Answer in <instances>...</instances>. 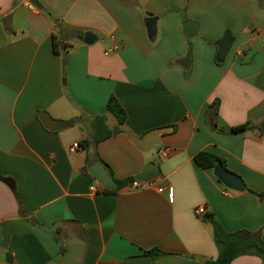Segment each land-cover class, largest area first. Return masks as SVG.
Segmentation results:
<instances>
[{
	"label": "crops",
	"instance_id": "0c3cea01",
	"mask_svg": "<svg viewBox=\"0 0 264 264\" xmlns=\"http://www.w3.org/2000/svg\"><path fill=\"white\" fill-rule=\"evenodd\" d=\"M88 31L94 44L84 42ZM227 31L235 41L219 62ZM112 96L126 110L123 124L108 109ZM45 115L75 123L50 130ZM263 121L264 0H0V177L11 181L0 180V264H128L154 248L164 254L151 264H206L219 254L206 214L264 241ZM245 123L256 128L231 133ZM151 134L147 150L133 141ZM200 152L225 159L246 191L201 168ZM97 163L115 188L90 174ZM150 163L163 192L117 184ZM232 264L264 260L248 254Z\"/></svg>",
	"mask_w": 264,
	"mask_h": 264
},
{
	"label": "water",
	"instance_id": "95a60500",
	"mask_svg": "<svg viewBox=\"0 0 264 264\" xmlns=\"http://www.w3.org/2000/svg\"><path fill=\"white\" fill-rule=\"evenodd\" d=\"M35 5L37 3L33 1ZM197 23L193 20H188L184 23V29L188 36H193L195 32L197 31ZM147 30L150 39H153L157 32V17H151L148 20L147 23ZM97 40V36L93 34L91 31H88L84 35V42L88 45L94 44ZM235 41V38L231 35L229 31H227L223 38L219 42V49L217 53V60L219 62H223L227 55L229 54L231 47ZM260 43L255 44L252 49L246 54L244 58V62H248L252 56L258 51L260 47ZM190 62V53H188L183 66L189 67ZM42 123L47 129L54 130V131H61L70 128L75 123V120L70 121H61V120H54L51 116L45 115L41 117ZM261 130L264 131V121L262 122L260 126ZM114 134H117V128L113 130ZM153 137V134L149 135L146 140L137 142L135 139L133 141L137 146H139L143 150H147L150 146V141ZM214 175L215 177L228 189L236 192H244L247 189V184L245 183L244 179L227 169L225 166L218 164L214 167ZM90 174L96 178L98 183L105 188L113 189L116 187L115 181L110 175V173L107 171L106 167L102 163H97L94 165H91L89 168ZM159 173V168L157 165L150 163L146 165L142 173H140L136 179L141 182H147L150 180H153L157 177ZM0 180H3L7 183L11 184V181L9 179H6L4 177H0ZM10 232L5 231L3 234V242L1 243V247L7 248L10 243ZM154 260V257L150 254L140 256L133 258L129 260L128 264H151ZM196 260L202 264H205V259L201 257H196Z\"/></svg>",
	"mask_w": 264,
	"mask_h": 264
},
{
	"label": "trees",
	"instance_id": "16d2710c",
	"mask_svg": "<svg viewBox=\"0 0 264 264\" xmlns=\"http://www.w3.org/2000/svg\"><path fill=\"white\" fill-rule=\"evenodd\" d=\"M55 43V42H54ZM55 50L58 52V45L55 43ZM220 101L215 100L211 107L215 108L216 111L219 108ZM108 109L113 113L119 123L123 124L127 119V113L121 103L112 96L108 103ZM101 121L104 120V117L100 118ZM256 127L250 123H245L242 125L234 126L230 129L231 133H240L246 132ZM111 132L108 130L105 135L100 137V139L90 140L85 139L82 141V144L89 146L92 142H99L104 138H108ZM196 163L203 169H214L215 166L221 164L227 168L225 159L208 153L200 152L195 157ZM135 179H127L122 182H117L119 186L124 185L125 183L133 182ZM264 195V193L262 194ZM203 219L206 222H211L214 230V240L219 249L218 257L215 260H209L206 264H232V262L241 255H256L264 260V241L262 240L259 234H253L248 231H238L235 233H229L224 230L222 225L213 217L212 214H206ZM150 253L156 258L164 254L158 248H154Z\"/></svg>",
	"mask_w": 264,
	"mask_h": 264
},
{
	"label": "built area",
	"instance_id": "2783aa9c",
	"mask_svg": "<svg viewBox=\"0 0 264 264\" xmlns=\"http://www.w3.org/2000/svg\"><path fill=\"white\" fill-rule=\"evenodd\" d=\"M113 50L110 49L107 51L106 54H109L111 53ZM76 148H78V145L75 144L73 145L71 148H70V151L71 152H74L76 150ZM158 155L161 156L162 158H168L170 155H171V149H168V148H163V149H160L159 152H158ZM157 186V181L156 180H150V181H147V182H141V181H133L132 183V187L133 188H136V189H142L144 187H156ZM92 189H94V187H92ZM157 190L161 193L164 191V188L163 187H158L157 186ZM172 194V189L170 188V195ZM194 213L195 215L199 216V217H203L205 214H206V207L203 206V205H200L198 207H196L194 209Z\"/></svg>",
	"mask_w": 264,
	"mask_h": 264
},
{
	"label": "rangeland",
	"instance_id": "374dc122",
	"mask_svg": "<svg viewBox=\"0 0 264 264\" xmlns=\"http://www.w3.org/2000/svg\"><path fill=\"white\" fill-rule=\"evenodd\" d=\"M152 151H153L154 154H156V149L155 148Z\"/></svg>",
	"mask_w": 264,
	"mask_h": 264
}]
</instances>
